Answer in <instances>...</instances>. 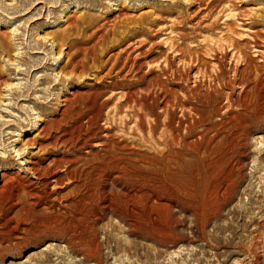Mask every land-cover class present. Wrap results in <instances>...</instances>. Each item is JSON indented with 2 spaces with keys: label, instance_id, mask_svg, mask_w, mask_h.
I'll return each mask as SVG.
<instances>
[{
  "label": "rangeland",
  "instance_id": "374dc122",
  "mask_svg": "<svg viewBox=\"0 0 264 264\" xmlns=\"http://www.w3.org/2000/svg\"><path fill=\"white\" fill-rule=\"evenodd\" d=\"M0 44L8 53L0 50V223L7 216L10 220L9 226L0 225V264H97L74 255L59 237L41 233L55 210L13 193L20 184L39 181L35 169L45 168L51 178L72 173L73 179L54 188L62 198L89 190L96 178L88 168V153L101 143L79 150L64 142L76 137L81 122L77 108L86 110L88 94L125 75L137 84L135 73L115 68L118 62L147 74L145 85L136 90L153 87L149 102L161 122L146 142L135 129L125 90H119L103 97L108 100L101 122L104 134L114 136L133 159L149 153L158 168L152 186L162 195L168 102L173 101L168 109L177 120H193L191 124L201 119L181 110L177 101L187 100L183 88H197L194 98L205 100L209 112L192 135L183 129L188 143L214 139L215 133L207 134L213 126L224 125L227 132L230 125L240 124L246 126L248 158L236 199L218 222L208 225L206 241L194 236L189 214L179 229L183 239L170 247L129 235L114 220L119 228L113 236L124 246L106 242L102 230V264H264V0H0ZM162 68L176 76L170 70V75L161 73ZM156 94L157 104L152 102ZM77 95L72 106L63 102ZM180 180L190 190L189 179ZM207 188L202 183L191 189L198 203L206 200ZM131 243L135 249L130 250Z\"/></svg>",
  "mask_w": 264,
  "mask_h": 264
},
{
  "label": "bare ground",
  "instance_id": "6f19581e",
  "mask_svg": "<svg viewBox=\"0 0 264 264\" xmlns=\"http://www.w3.org/2000/svg\"><path fill=\"white\" fill-rule=\"evenodd\" d=\"M74 21L78 22L77 20ZM0 46L1 52L6 53L3 45L0 44ZM6 55L8 56V53ZM92 61L95 63V60ZM115 68H118L122 73L127 69L129 72L135 73L137 84L135 81L132 84L125 75L120 82L111 83L107 89L101 88L93 94H88L90 102L86 110L77 108L78 118H81V122L73 134L76 137H70L64 142L79 150H89L95 147V142L101 143L97 144L98 150H92L88 153L89 157L92 158L88 168L96 178L87 188L89 190L84 194L62 198L58 192H54V188L73 179L72 173L68 172L51 178V170L45 168L44 170L35 169L40 176L39 181L30 182L29 185L20 184L13 193L16 194L17 198L21 194H25L34 200L35 206L44 204L47 209L55 210V215H51L46 220V227L42 226L45 228L41 233L50 239L53 236L59 237L58 239H61L74 255H81L84 259L92 260L97 264L103 262V244L100 239L102 230H105L106 242L114 243L116 248L124 246L123 241L116 240L113 236V233L119 228L113 224L114 220L123 225L129 235L170 247L176 246L183 239V234L179 232V229L186 223L184 214H189L194 236L196 238L201 237L203 241H206L208 225L211 222H218V219L223 216L224 208L236 199L244 181V170L248 158V151L246 150L247 133L244 125L229 124L227 132L223 130H226L223 124V126L217 125L215 127L212 125V128L207 129V134L215 133L213 137L218 142L215 143L212 138L197 143H190V141L188 143L187 137L190 136L186 137V134L184 136L183 129L192 135L195 129L204 126L209 112L204 108L205 100L194 98L198 92L197 88H183L181 91L187 100L182 102L181 99L180 102L179 99L177 101L180 103L181 110H184V113L188 111L189 114L194 112L195 115L201 116V119L200 117H198L200 120L195 118L196 122L191 124L188 123L193 120L189 122L186 119L177 120L172 114L173 112L171 113L168 109L173 101L168 102L164 125L169 132L167 135L163 133L166 137L162 141L165 146V153L162 155V159H164L162 167L166 182V194L165 196L162 195L160 189L152 186V182H155L152 179H154L153 174L156 166L153 167V158L149 153H145L141 159H133L130 154L125 152L126 147L116 143L114 136L104 134V127L101 122L108 100H104L103 97L119 90L126 91H123L122 95L126 99L127 109H131L133 114L131 116L136 124L135 129L140 131L146 142L149 143L150 139L152 141L156 135L158 123L161 122L160 120L158 122L156 115L154 116L155 106L153 107L149 102L153 87L150 86L151 88L142 91L136 90L137 86L145 85L147 74L141 73V68L136 65H127L121 62H118ZM170 69L172 68L170 67ZM169 70L162 68L161 73L168 75L172 71L171 75L176 76L175 71ZM85 72V66H82L81 74ZM79 78L82 77L79 76ZM166 92L169 95L173 93L171 91ZM78 98L80 97L77 95L71 100L67 99L63 102H68L72 106ZM158 98L159 94H156L152 102ZM190 98L195 99V101ZM171 106L174 107V105ZM152 116L156 119L150 121ZM161 118L162 116L159 117V119ZM233 119L236 120L235 117ZM176 121L177 126H175ZM188 173L189 175L186 176ZM183 178L189 179L187 181L191 183L190 190H185L186 185L180 180ZM52 179L54 182H50ZM202 183L208 186L207 195L203 203H198V195L191 189L194 186H201ZM75 190L78 191L79 187H75ZM1 191L2 187H0V195ZM186 195L187 200H184ZM62 200L66 201V204L60 203ZM2 206L3 202L0 196V207ZM242 214L245 215L246 210H242ZM106 220H108L107 224H105ZM4 222L0 225L9 226L8 216ZM101 225H103L102 228ZM232 226L233 224L230 223L226 230ZM105 227H108V230L104 229ZM135 246V243H131L130 250L135 249Z\"/></svg>",
  "mask_w": 264,
  "mask_h": 264
}]
</instances>
